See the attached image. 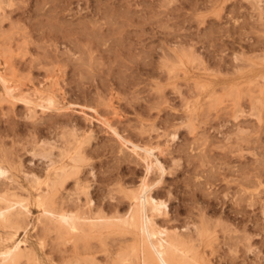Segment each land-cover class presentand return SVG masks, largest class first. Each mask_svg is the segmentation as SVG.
Masks as SVG:
<instances>
[{"label": "rangeland", "instance_id": "obj_1", "mask_svg": "<svg viewBox=\"0 0 264 264\" xmlns=\"http://www.w3.org/2000/svg\"><path fill=\"white\" fill-rule=\"evenodd\" d=\"M0 26V70L20 92L57 100L55 109L35 112L0 101V153L21 163L17 172L44 178L47 166L66 159L63 140L76 139L91 196L110 187L125 212L130 198L120 186L159 181L153 193L168 207L158 224L194 235L195 252L211 264H234L224 256L243 255L250 235L256 253L247 263L264 264V0H0ZM105 121L155 147L165 173H147L142 152L124 146ZM31 206L20 226L0 229V249L23 240L17 264H136L128 258L134 232L93 237L94 256H78Z\"/></svg>", "mask_w": 264, "mask_h": 264}, {"label": "bare ground", "instance_id": "obj_2", "mask_svg": "<svg viewBox=\"0 0 264 264\" xmlns=\"http://www.w3.org/2000/svg\"><path fill=\"white\" fill-rule=\"evenodd\" d=\"M6 41L8 40L6 39ZM3 48L6 49L5 47ZM9 50L10 47L7 51ZM49 56L50 55H48V57ZM10 64L9 62V66ZM0 84L4 89V95L0 96V101L4 99L13 102L16 100L23 101L31 111H34L36 107L51 109L57 105L56 95L46 94L34 98L28 93L20 92L19 90L22 88L18 90L19 87L16 85L19 83L12 84L9 76L1 70ZM40 84L42 85V83ZM34 86L38 85L36 84ZM49 86L48 91H50ZM44 88L47 89V87ZM59 95L60 94H58V96ZM105 122L108 123V121ZM109 126L114 134L119 136L124 146L130 145V149L133 152H142L141 158L146 163L147 173L153 168L158 169L162 174L165 173L166 168L154 153L155 147L140 145L121 135L116 127L110 124ZM63 142L65 150L61 152V157H66V159H61L63 162L61 161L60 165L47 166L44 178L32 169L25 170L22 168V172H17V170H21L18 166L21 165V163L16 164V162H13V158L11 159V155L8 154V156L2 152L0 153V229L16 225L20 226L32 212L31 205L36 204L40 211L38 220L42 224V227L44 229H60L64 233L65 242L67 243L65 251H70L72 249L75 255L80 256L82 253H88L94 256L96 248L95 250H91V248L94 249L95 245L90 239H93V237L97 239V236L98 238H102L105 232L109 233L116 228L132 231L134 232L135 239H138L137 245L132 247L128 255V258L134 260L136 264H211L205 260V257L204 259L199 253L195 252L196 245L194 244V240L196 237L194 235L190 232H182L178 230L177 227L171 229L168 226L160 225L156 222L155 216L165 213L168 207L166 200L157 197L153 193V189L159 181L150 184L146 177H144L137 187L129 191L126 190L125 187L120 186V191L124 193V197L130 198L127 210L121 212L120 208H118L119 206H115L116 203H114V200L117 198L119 199L120 196L116 198L112 195L111 193L113 190H111L110 187H108L106 194L100 198H95L90 195L89 189L86 188V183L83 184L84 178L79 175L81 163L87 160L86 152L76 139H67L66 137ZM72 148H74V151H71ZM40 152V154H44L45 157L50 156L51 163L54 162L51 158L52 152L50 150L45 151L44 149V151ZM144 176H147V174ZM72 178L75 179V184L73 188H69L68 182L71 181L70 179ZM112 207L115 213L110 215L107 210ZM197 233L196 236L199 238L201 233L198 231ZM235 235L236 234H230V238L228 236L229 241L237 240L236 242H238V237L240 236H237L239 234ZM250 238V235H245L242 238L243 241L247 240L246 243H248L246 244L244 242L246 246L243 255L228 254V256L226 255L224 258L228 257L234 264H248V253H256L249 244ZM226 241L227 240H225V242ZM23 244V240H18L16 237H13L10 242H4L2 249H0V264L20 263L24 255ZM115 251L112 250L108 252L107 256H109V258L113 257L112 255ZM117 254L119 255L120 252ZM118 257V259L122 260L121 262L125 261L124 256L122 257L121 254ZM251 264H255L254 261L251 262Z\"/></svg>", "mask_w": 264, "mask_h": 264}]
</instances>
